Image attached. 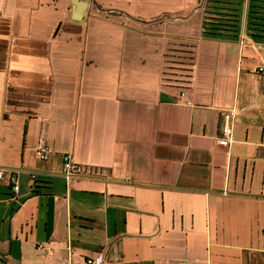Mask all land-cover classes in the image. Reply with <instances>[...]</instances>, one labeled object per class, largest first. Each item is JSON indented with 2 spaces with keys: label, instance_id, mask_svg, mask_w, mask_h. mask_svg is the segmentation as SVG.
<instances>
[{
  "label": "crops",
  "instance_id": "crops-1",
  "mask_svg": "<svg viewBox=\"0 0 264 264\" xmlns=\"http://www.w3.org/2000/svg\"><path fill=\"white\" fill-rule=\"evenodd\" d=\"M235 1L207 34L197 0H0V264H264V37ZM63 151L89 173L66 180Z\"/></svg>",
  "mask_w": 264,
  "mask_h": 264
},
{
  "label": "trees",
  "instance_id": "trees-1",
  "mask_svg": "<svg viewBox=\"0 0 264 264\" xmlns=\"http://www.w3.org/2000/svg\"><path fill=\"white\" fill-rule=\"evenodd\" d=\"M235 0H207L203 11L202 32L223 34L236 31L238 13ZM247 30L252 36L264 37V0H247ZM191 45L176 43L165 48L163 79L177 87H186L192 75Z\"/></svg>",
  "mask_w": 264,
  "mask_h": 264
},
{
  "label": "built area",
  "instance_id": "built-area-1",
  "mask_svg": "<svg viewBox=\"0 0 264 264\" xmlns=\"http://www.w3.org/2000/svg\"><path fill=\"white\" fill-rule=\"evenodd\" d=\"M207 0H197V5L200 7H204ZM253 71L256 75L260 76L264 74V63L257 65ZM231 111H227L222 114L220 125H219V134L216 137V140L222 144H228L231 140L230 131H231ZM47 148L41 139H39L36 147L35 154L39 158H44L46 156ZM4 168L0 167V177L2 175ZM61 173L63 177L67 180L70 177L75 175L89 173L86 170L85 166H82L80 163L76 162L70 153V151H63L61 153ZM30 177H33L34 173H29ZM8 179L12 186V190L16 192V178L14 175V169H9ZM105 263V255L102 250H97L89 255H86L82 258L79 264H104Z\"/></svg>",
  "mask_w": 264,
  "mask_h": 264
},
{
  "label": "water",
  "instance_id": "water-1",
  "mask_svg": "<svg viewBox=\"0 0 264 264\" xmlns=\"http://www.w3.org/2000/svg\"><path fill=\"white\" fill-rule=\"evenodd\" d=\"M78 5L79 7H82L85 3V0H74ZM75 16H78V13H75Z\"/></svg>",
  "mask_w": 264,
  "mask_h": 264
}]
</instances>
